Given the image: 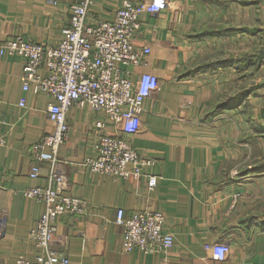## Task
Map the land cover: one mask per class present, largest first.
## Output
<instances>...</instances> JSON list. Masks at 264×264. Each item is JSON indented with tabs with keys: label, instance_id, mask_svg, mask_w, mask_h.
I'll list each match as a JSON object with an SVG mask.
<instances>
[{
	"label": "crops",
	"instance_id": "1",
	"mask_svg": "<svg viewBox=\"0 0 264 264\" xmlns=\"http://www.w3.org/2000/svg\"><path fill=\"white\" fill-rule=\"evenodd\" d=\"M81 1L0 0V47L17 36L58 44L70 4ZM91 1L89 24L113 19L124 2ZM262 27L264 0H169L166 8L143 13L133 41L151 51L128 69L133 80L155 74L159 88L145 99L141 126L129 139L155 163L129 179L92 171L85 161L98 153L99 136L113 133L115 125L90 106L71 107L56 170L67 176L69 194L88 201L89 212L58 219L55 249L81 264H264ZM25 62L0 52V264L35 255L30 233L45 202L25 191L49 185L54 170L47 148L40 176L30 175L31 147L50 128V97L23 90ZM243 74L250 81L243 82ZM243 89L250 91L248 103L243 98L219 107ZM148 174L158 176L153 189ZM119 208L126 214L162 211L173 246L153 254L125 251ZM223 241L230 244L228 257L216 260L207 245Z\"/></svg>",
	"mask_w": 264,
	"mask_h": 264
},
{
	"label": "built area",
	"instance_id": "2",
	"mask_svg": "<svg viewBox=\"0 0 264 264\" xmlns=\"http://www.w3.org/2000/svg\"><path fill=\"white\" fill-rule=\"evenodd\" d=\"M91 3V0H82L70 4L69 23L56 45L17 36L0 47L2 53L26 59L21 74L23 90L44 92L50 97L47 105L50 128L31 147L30 175L40 176V162L47 148L52 152L54 170L49 185L33 186L25 191L29 197L44 200L45 210L30 233L37 249L35 255H19L16 264H81L52 246L56 241L57 221L62 215L80 216L89 212L88 201L69 194L67 176L56 170L60 164L59 147L69 136L67 112L71 107L90 106L104 112L115 125L113 133L99 136L98 153L87 157L85 164L92 171L129 179L140 176L145 168L155 163L152 158L140 154L129 137L139 131L144 101L159 88L158 77L146 72L133 80L128 67L140 64L151 51L149 46H137L133 41L141 27L143 13L164 9L169 0H124L113 19L94 24L87 23ZM20 104L25 105L24 100ZM96 126L104 124L97 121ZM157 182L156 174H148L149 189ZM116 221L124 228L122 246L125 251L139 249L153 254L166 251L174 244L173 234L163 228L162 211L144 209L126 214L119 208ZM207 249L214 259L226 260L230 244L217 242L207 245Z\"/></svg>",
	"mask_w": 264,
	"mask_h": 264
},
{
	"label": "rangeland",
	"instance_id": "3",
	"mask_svg": "<svg viewBox=\"0 0 264 264\" xmlns=\"http://www.w3.org/2000/svg\"><path fill=\"white\" fill-rule=\"evenodd\" d=\"M259 34H263V37H264V27H262V28H260L259 29ZM263 43H264V41H263ZM262 56H264V51H262L261 53H259L258 54V61L260 62L261 61V57ZM243 58H244V56H243ZM250 78H249V76L248 75H244L243 74V82H246V81H250L249 80ZM248 92H250V91H248ZM248 92H247V90H245V89H243L242 90V93H243V96L245 97V98H247V96H248ZM246 103H248V98L246 99Z\"/></svg>",
	"mask_w": 264,
	"mask_h": 264
},
{
	"label": "trees",
	"instance_id": "4",
	"mask_svg": "<svg viewBox=\"0 0 264 264\" xmlns=\"http://www.w3.org/2000/svg\"><path fill=\"white\" fill-rule=\"evenodd\" d=\"M243 98H245L243 96V93H240V95H236L234 97H228L225 99V101H223L221 104H219V107L221 109H223L225 107H228V106H231L232 104H234V103H230L231 101L238 102L240 100H243Z\"/></svg>",
	"mask_w": 264,
	"mask_h": 264
}]
</instances>
